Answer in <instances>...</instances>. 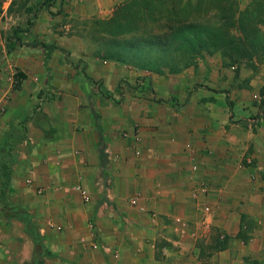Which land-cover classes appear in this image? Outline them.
<instances>
[{"label":"crops","instance_id":"0c3cea01","mask_svg":"<svg viewBox=\"0 0 264 264\" xmlns=\"http://www.w3.org/2000/svg\"><path fill=\"white\" fill-rule=\"evenodd\" d=\"M4 56L0 38V164L11 161L12 196L39 213L31 222L49 253L42 264H194L234 250L220 230L234 234L238 255L261 257L264 120L252 132L231 121L225 98L215 101L221 113L209 107L212 93L175 105L124 89L117 101L95 88L99 72L60 64L48 78L41 64L27 71ZM12 66L26 75L17 87ZM43 85L59 99L36 107ZM39 183L33 209L25 186ZM135 195L142 209L129 204ZM7 218L0 205V264H22L33 244L14 239L10 250Z\"/></svg>","mask_w":264,"mask_h":264},{"label":"rangeland","instance_id":"374dc122","mask_svg":"<svg viewBox=\"0 0 264 264\" xmlns=\"http://www.w3.org/2000/svg\"><path fill=\"white\" fill-rule=\"evenodd\" d=\"M127 1L2 0L0 38L5 44L4 59H8L9 64H22L27 71L34 64H41L40 75L48 78L52 77L55 67L60 64H67L71 72L82 77L97 74L91 71L99 72V77L92 80L95 88H100L106 95L117 92V101L121 100L119 93L124 89L147 95L157 103L169 100L175 105L191 102L202 105L205 103L202 100L207 98L204 94L212 93L216 97L207 104L209 107L221 113V106L216 105L215 101L225 98L229 113L237 115L231 121H239L252 132L255 131L256 126L263 120L261 115L264 114V44L253 43L250 37L254 33L255 25L258 30H264V22H255L259 18L255 3L259 1L264 4V0H232V16L227 19L225 32L230 41L223 45H203V49L199 50L188 46L180 47L167 40L171 23L167 19H156L162 12L167 15L168 20L177 17L189 20L197 16L200 19H210L218 11H200L199 5L207 1L168 0L169 3H178L177 10L168 13L162 9L161 0H153L148 11L142 10L144 6L141 5L138 14H128L131 23L124 16L118 18L116 22L123 25L118 31H112L114 16L121 14ZM123 14L126 13L122 12ZM260 16L264 19V12ZM28 18L32 21L30 28L27 25ZM254 22L257 24H253ZM16 27L26 31L18 32L16 46L7 51V44L14 40L11 36ZM154 36H161L167 41L165 44L158 42L152 46L138 44L139 47L135 48L136 37L149 40ZM39 42L51 47L45 51L38 45ZM11 68L15 72L14 67ZM102 70L107 73H100ZM25 76L22 71L15 72L14 86L17 87ZM104 77L109 80L108 87L103 85ZM44 80H40V83ZM140 82L142 86H139ZM39 88L40 95L43 92L46 97L38 100L36 107L45 98L50 102L59 99L55 86L43 85ZM223 110L225 112L226 109ZM12 129L13 126L9 129L10 133ZM39 184L25 186L28 195L30 194L25 198H28L33 209L39 203L36 197L44 194L45 183ZM8 201L25 209L21 207L19 197L9 194ZM26 212L30 220L37 219L39 215L35 211ZM5 223H9L10 227L9 234L5 237V241L11 245L10 250L15 251L17 248L14 239L16 242L30 240L24 222L19 217L7 218ZM216 232V235H225L223 238L229 237L230 247L233 246L234 250L228 255L224 252H207V255L204 254L194 264H264V244L260 248V258L253 257L248 252L244 258V255H238V241L232 232ZM217 248L215 245L213 249L216 251ZM4 250L5 248L3 253Z\"/></svg>","mask_w":264,"mask_h":264},{"label":"trees","instance_id":"16d2710c","mask_svg":"<svg viewBox=\"0 0 264 264\" xmlns=\"http://www.w3.org/2000/svg\"><path fill=\"white\" fill-rule=\"evenodd\" d=\"M0 0V4H1ZM206 2L203 5H199L200 11H205L208 9L217 10L218 12H214V17L210 19H200V16H197L196 18L193 17L192 19H186V18H179L171 19L174 21V23L171 20H168V17L166 14L162 12L156 20L159 19H167L168 22L171 24V31L169 32V37L167 40H169L172 43H177L178 46L184 47L188 46L191 49H203V45H223L230 41V38L228 35L225 34L227 32V19L230 18L231 15V7H232V0H203ZM162 3V9L166 10L168 13H171L172 11H176L178 8V3H169L168 0H161ZM153 4V0H128L126 3V6L123 7V11L126 14L122 15L117 14L114 16L113 23L111 25L112 31H118L117 29L121 28L123 23L116 22L118 18L124 16L127 18L128 23H131L129 15H136L139 13L141 5L142 10L148 11V8L151 7ZM256 10L258 12L259 18L255 22H264V19L260 16L261 13L264 12V4L261 2L255 3ZM133 20V19H132ZM253 24H257V23ZM27 25L30 28L32 26V21L30 18L27 20ZM130 28V25H129ZM21 29L16 27L12 30V36L14 37L9 44H7V51L15 47V45L18 42V32ZM254 33L250 37L251 42H257V43H263L264 44V30H258V27L255 25ZM26 31V30H21ZM134 41L135 48L139 47L138 44H149V46H152V44L161 43L165 44L167 40H164L161 38V36H154L153 38L149 40L145 39H137ZM36 43H33L35 45ZM38 45H40L44 50H48L51 46L44 43L39 42ZM141 49V48H140ZM139 49V50H140ZM140 65H146V64H140ZM228 99V98H227ZM229 106H232L231 102H228ZM261 118L264 120V114L261 115ZM1 167V175L2 179L0 182V205L1 209L4 211V215L7 217H19L25 225V228L28 232V235L32 241L33 244V254L32 258L29 261H24L22 264H42L43 259L46 256H49L48 251L46 250L43 241L42 236L38 234L36 231V227L31 222L30 217H28L27 212L24 208H20L19 206H16L15 204H12L8 201V195L11 194L14 189L10 186L9 183V177L11 175V161L6 159L1 161L0 164ZM222 247V246H221ZM220 247V248H221Z\"/></svg>","mask_w":264,"mask_h":264},{"label":"built area","instance_id":"2783aa9c","mask_svg":"<svg viewBox=\"0 0 264 264\" xmlns=\"http://www.w3.org/2000/svg\"><path fill=\"white\" fill-rule=\"evenodd\" d=\"M251 122H253V120H251ZM194 168H196V167L194 166ZM82 193H84V191H82ZM129 202H130V204L134 205L135 207L142 209V205L140 204L141 201H140L139 195H135V196L131 197Z\"/></svg>","mask_w":264,"mask_h":264}]
</instances>
